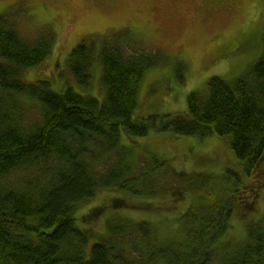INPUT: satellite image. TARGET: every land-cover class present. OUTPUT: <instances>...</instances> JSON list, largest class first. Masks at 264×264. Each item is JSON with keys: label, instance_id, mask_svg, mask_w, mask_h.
<instances>
[{"label": "trees", "instance_id": "obj_1", "mask_svg": "<svg viewBox=\"0 0 264 264\" xmlns=\"http://www.w3.org/2000/svg\"><path fill=\"white\" fill-rule=\"evenodd\" d=\"M228 1L241 2L220 0L217 6ZM7 18L0 17V264H264V208L259 220L245 221L240 241L218 242L233 213L235 217L252 213L255 202H264V22L262 31L248 32L247 37L254 36L252 42L238 39L226 52L214 54L223 60L258 46L253 62L228 80L209 78L205 92H191L186 112L165 125L176 137L221 138L243 165L235 178L227 172L219 176L227 182L233 179L231 187L221 189L212 182L216 193L237 197L238 205L187 209L183 236L172 239L163 225L162 232L151 236L147 222L127 228L119 218L110 219L103 228L107 233L98 236L89 230L88 217L99 213V208L76 214L98 189L126 191L149 201L163 198L151 194L168 191L161 184L167 177L165 170L152 176L145 163L134 165L129 148L120 144L121 135H146L148 124L156 119L151 114L136 117L134 111L142 75L159 65L158 59L141 50L132 53L118 35L108 43L103 39L97 53L92 41L82 40L70 51L66 66L74 83L85 88L91 66L98 64L103 101L71 88L55 92L47 79L29 84L22 80L23 72L37 68L51 54L53 35L40 31L32 39L23 38ZM29 101L34 102L37 117H29ZM188 148L198 159L196 169H208L210 164L200 166L209 163L207 158L213 162L214 156ZM242 174L249 181H242ZM211 177L217 178L211 172L202 176L203 180ZM250 180L253 190L262 192L251 200L253 209L245 202L244 186ZM174 189L171 194L177 199L183 187L174 184ZM198 199L197 207L202 204ZM118 202L113 200L111 207L125 205ZM91 238L96 241L88 244Z\"/></svg>", "mask_w": 264, "mask_h": 264}, {"label": "rangeland", "instance_id": "obj_2", "mask_svg": "<svg viewBox=\"0 0 264 264\" xmlns=\"http://www.w3.org/2000/svg\"><path fill=\"white\" fill-rule=\"evenodd\" d=\"M237 2L229 4L228 1L223 3L224 6L208 7L202 0H110L108 5L101 4L99 0H0V16L8 17L23 38L32 39L40 31H48L53 35L51 54L37 68L23 72L22 80L26 84L47 79L51 82V90L55 92L61 93L71 88L75 93L93 97L101 103L103 91L100 86V66L96 63L91 66L90 84L85 88L74 83L66 66L70 51L82 40L88 43L92 41L97 53L103 39L108 43L113 36L118 35V40L125 43L132 53L137 50L150 53L160 63L145 70L142 75L137 89L138 105L134 111L136 117L151 114L156 115V119L148 124L146 135L131 138L121 135L120 144L129 148L134 165L145 163V170H151L149 173L152 176H158L165 170L167 177L161 184L168 191L151 194L150 197L163 198L149 201L146 196H133L126 191L98 189L91 200L82 203L76 212L86 215L91 208H99V213L88 217L89 230L94 234L101 236L104 231L107 233V229H103L105 225L110 219L119 218L122 222L115 219L117 223L121 222L127 228H132V223L140 225L147 222L153 227H150L151 236L162 232L163 225L172 234L169 237L180 238L185 224H188L186 212L190 210L187 209L193 207V211L197 212L213 205L216 208L238 205L237 197L228 198L227 193H216L212 188V182L215 181L221 189L231 187V178L243 171L242 163L231 155L224 141L215 136L202 140L176 137L165 128L170 118L186 112L187 96L191 92H205L209 78L216 76L228 80L241 74L249 62L258 56V46H253L223 60L214 58V54L218 55V50L223 46L230 48L235 40L243 42V38H250V43L254 36L247 37L248 32L255 35L256 30L263 29L264 0ZM166 78H169L170 83H166ZM151 82L157 83L154 92L148 90ZM165 85L169 90L163 93ZM27 104L31 107L29 117H37L34 102L29 101ZM188 147H197L204 154L214 156L213 162L207 158L209 163L200 166L207 167L210 164L208 169H196L198 159L190 155ZM204 172H211L217 178L203 180ZM223 172L229 173L231 178L228 182L219 177ZM240 179L246 182L250 178L242 174ZM174 184L183 187L177 199H173L171 194L172 189L175 191ZM251 184V180L247 182L244 191L245 202L253 209L251 202L262 192L254 191L256 189ZM198 198L202 202L199 207L195 202ZM170 199H173V205ZM113 200L122 201L121 204L125 205L113 208ZM142 204H148L151 208ZM243 205L239 204L241 208ZM154 206H157L155 210ZM263 208L264 202L257 201L254 203V212L239 217L233 213L227 222V231L218 242L240 241L245 235V221L248 218L259 220L257 218L263 213ZM124 210L127 212L124 213ZM150 221L160 225L156 228ZM95 241L91 238L88 244Z\"/></svg>", "mask_w": 264, "mask_h": 264}, {"label": "flooded vegetation", "instance_id": "obj_3", "mask_svg": "<svg viewBox=\"0 0 264 264\" xmlns=\"http://www.w3.org/2000/svg\"><path fill=\"white\" fill-rule=\"evenodd\" d=\"M100 1V3L101 4H109L108 2H110V0H99ZM202 1H204V5H206V6H208V7H216L217 5H219L220 4V0H202ZM207 1H209V4L208 3H205V2H207ZM211 1H215L216 2V4L215 3H211ZM224 6V5H223ZM227 49H229L227 46H223L222 47V49H220V50H218V55L220 54V53H222V52H226V50ZM166 86V85H165ZM167 87V86H166ZM153 88H157V83H153V82H151L150 84H149V91H152V89ZM167 89H168V87H167ZM167 89L164 87V89H163V93H165L166 91H167ZM169 90V89H168Z\"/></svg>", "mask_w": 264, "mask_h": 264}, {"label": "bare ground", "instance_id": "obj_4", "mask_svg": "<svg viewBox=\"0 0 264 264\" xmlns=\"http://www.w3.org/2000/svg\"><path fill=\"white\" fill-rule=\"evenodd\" d=\"M58 60V59H57Z\"/></svg>", "mask_w": 264, "mask_h": 264}]
</instances>
